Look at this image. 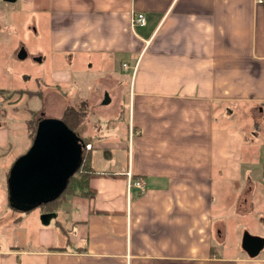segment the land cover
<instances>
[{
    "label": "crops",
    "instance_id": "crops-1",
    "mask_svg": "<svg viewBox=\"0 0 264 264\" xmlns=\"http://www.w3.org/2000/svg\"><path fill=\"white\" fill-rule=\"evenodd\" d=\"M133 12L143 25L131 24ZM2 19L11 26L0 38L11 35L0 42L23 49L18 60L29 57L17 37L26 31L40 37L33 58L61 59L57 87L41 84L30 115L60 119L69 92L88 97L92 122L77 128L91 137L86 193L13 218L31 241L0 247V264H264V0H3ZM91 56L98 77L87 75ZM73 58L81 62L67 69ZM30 120L0 123L6 205ZM247 236L261 239L254 256Z\"/></svg>",
    "mask_w": 264,
    "mask_h": 264
},
{
    "label": "rangeland",
    "instance_id": "rangeland-1",
    "mask_svg": "<svg viewBox=\"0 0 264 264\" xmlns=\"http://www.w3.org/2000/svg\"><path fill=\"white\" fill-rule=\"evenodd\" d=\"M3 2V0H0V3ZM3 20V19H2ZM31 20V17L28 18V21ZM10 26L7 22L0 21V27L4 28L5 30L10 29ZM2 35V34H1ZM10 33H5L4 36L0 38V40H6L7 37H10ZM15 35V34H13ZM31 33L30 32H24L17 35L19 39H21L25 45L28 47L29 51V57L25 61L18 60V53L12 52L9 49V45L5 42H0V123L3 121L6 123L7 121H15L19 122V125L23 127V124L29 117H31L30 113L27 108L29 106L37 107V103H41L44 99V92L41 90L40 87L41 84H47L52 86V88H56L58 84L51 82V75L52 72H58L62 68L61 59L52 53V51L46 50V58L42 62L40 60H37L35 57L33 58L32 55L35 53V55H38V51L41 48V42L39 37V43H32L31 42ZM7 42V41H6ZM38 57V56H37ZM75 58V57H74ZM72 59L70 66L66 67L67 69H73L75 66L79 65L81 62L80 59ZM80 58V57H79ZM86 60H89L91 63L92 68L91 71H87L88 76H93L94 74H99L101 71L98 69V63L94 59L93 56H91L89 59L86 57ZM99 61V60H98ZM105 70L106 72H110L111 66L110 63H106L104 67H102V70ZM120 71H115L114 73H119ZM93 73V74H92ZM128 73V72H126ZM78 74V73H76ZM130 74V73H129ZM128 76V74H127ZM98 77V76H93ZM28 80L35 81V84L39 86V92H33L30 88L32 84L29 83ZM127 83V81H126ZM125 83V84H126ZM90 88L92 89V92H98L99 82L95 81V79L90 80L89 83ZM41 90V91H40ZM68 96V105L72 106L76 110L84 108V119L81 117L82 122L91 123L92 120L88 119L89 115V107L87 104H89L88 97L80 96L79 98L76 96H73V94L67 92ZM36 96V100L32 96ZM39 100V102L37 101ZM83 102V103H81ZM27 107V108H26ZM95 115L98 114L97 111H93ZM37 117L40 118V115L35 114ZM47 117H50L46 115ZM45 116V118H47ZM87 116V117H86ZM3 117L4 119H1ZM84 120V121H83ZM4 123V125H6ZM80 125V124H79ZM26 126H28V123H26ZM96 126H100L102 130L100 129L99 132H103V134L112 135L113 130H105L103 129L104 124L103 122L99 121ZM115 133V131H114ZM89 134V133H88ZM121 140L123 138H120ZM24 149H22L23 151ZM92 153H95L92 151ZM100 152H97L98 155ZM121 155L122 152H114L111 153L112 156ZM16 153L13 155L15 156ZM101 165V164H100ZM101 166H105L104 162ZM105 169V167H104ZM2 195H0V247H4L5 244L9 245L10 242L19 243V242H25V245H28L27 243L30 240V233L31 231L27 230L26 222L21 221L19 223H14L13 218L16 216H24V211H18L13 210L5 203H2L1 201ZM35 209H39V207H35ZM35 235V233H34ZM31 245V243H30ZM29 245V246H30Z\"/></svg>",
    "mask_w": 264,
    "mask_h": 264
},
{
    "label": "water",
    "instance_id": "water-1",
    "mask_svg": "<svg viewBox=\"0 0 264 264\" xmlns=\"http://www.w3.org/2000/svg\"><path fill=\"white\" fill-rule=\"evenodd\" d=\"M23 55L21 49L18 57ZM85 149L84 142L62 120L39 119L29 147L10 167L7 186L8 201L14 202L10 204L12 208L25 212L55 198ZM244 247L248 255L254 256L261 247V239L247 236Z\"/></svg>",
    "mask_w": 264,
    "mask_h": 264
},
{
    "label": "trees",
    "instance_id": "trees-1",
    "mask_svg": "<svg viewBox=\"0 0 264 264\" xmlns=\"http://www.w3.org/2000/svg\"><path fill=\"white\" fill-rule=\"evenodd\" d=\"M36 113H33L31 116L30 123H28V136L30 143L33 139L36 124L39 121V117L35 115ZM81 116L82 114L76 110L73 107H67L63 114L60 117V120H62L67 128H69L76 136H77V128L80 124L81 121ZM90 138L91 137H86L85 139H81L84 142V145H87L90 143ZM89 153H90V148L85 149L84 153L82 154V157L79 161L78 166L75 168L73 173L67 178L65 186L61 190V192L53 199L47 200L44 203H41L37 205L36 207H41L44 210L47 209H56L63 201H65L69 196L75 195V194H85V187L87 183V174L91 172V167H90V161H89ZM9 196V194H8ZM14 202H9L8 205L10 208L12 206L10 204H13ZM13 209V208H12ZM16 210V209H14ZM25 211V212H29ZM21 212V211H20ZM20 217H18L19 219Z\"/></svg>",
    "mask_w": 264,
    "mask_h": 264
},
{
    "label": "built area",
    "instance_id": "built-area-1",
    "mask_svg": "<svg viewBox=\"0 0 264 264\" xmlns=\"http://www.w3.org/2000/svg\"><path fill=\"white\" fill-rule=\"evenodd\" d=\"M257 1L260 2L261 0H257ZM130 21L132 25L133 24L143 25L145 23V17L142 12H133L131 14ZM85 147L87 148L89 147V145H85ZM127 183H128V186L133 185L137 188H142V182L140 180H131L130 176L127 177Z\"/></svg>",
    "mask_w": 264,
    "mask_h": 264
},
{
    "label": "flooded vegetation",
    "instance_id": "flooded-vegetation-1",
    "mask_svg": "<svg viewBox=\"0 0 264 264\" xmlns=\"http://www.w3.org/2000/svg\"><path fill=\"white\" fill-rule=\"evenodd\" d=\"M42 118V117H41Z\"/></svg>",
    "mask_w": 264,
    "mask_h": 264
}]
</instances>
